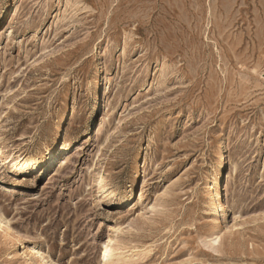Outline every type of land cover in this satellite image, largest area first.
I'll use <instances>...</instances> for the list:
<instances>
[{"label":"rangeland","instance_id":"rangeland-1","mask_svg":"<svg viewBox=\"0 0 264 264\" xmlns=\"http://www.w3.org/2000/svg\"><path fill=\"white\" fill-rule=\"evenodd\" d=\"M0 153V264H264V0H0Z\"/></svg>","mask_w":264,"mask_h":264},{"label":"bare ground","instance_id":"bare-ground-1","mask_svg":"<svg viewBox=\"0 0 264 264\" xmlns=\"http://www.w3.org/2000/svg\"><path fill=\"white\" fill-rule=\"evenodd\" d=\"M97 66H99V64ZM49 146L50 145H49L47 139L43 140V142L41 143V148H40V150L38 152H36V153H34V154L30 155V156H19L18 158L6 159L7 160L6 162H12V164H13L12 169L14 170V172H17L16 169H21L20 168L21 165H22V167L27 166L28 168L32 169L35 166H37V164L39 162V159H40V154L43 153L45 151V149L49 150V148H50ZM224 148H225V142H223L222 145H221V149H220V153L221 154H220V160H219V163H218V167H224L225 163H226V160H227V157L225 156ZM50 153H51V151H50ZM0 156H2V153H0ZM9 158H10V156H9ZM217 185L219 186L218 181H217ZM218 197H222V199L224 198V195H222V192L218 191ZM0 229H3V230L8 231V232H11V230H12L11 226L9 224V221L6 220L2 216H0ZM220 241H221V235H220V233H218L212 239V242L213 243H219ZM31 249H33L35 251V248H31ZM36 253L38 255L39 251L37 250ZM115 256H116V254L114 253L112 239H109L107 242H105V244H104V246H103V248L101 250V253H100V257H101V260H102L101 264H109L110 260L112 261V259ZM120 258L121 257L119 256L118 259H120ZM42 264H47V261L44 260Z\"/></svg>","mask_w":264,"mask_h":264}]
</instances>
